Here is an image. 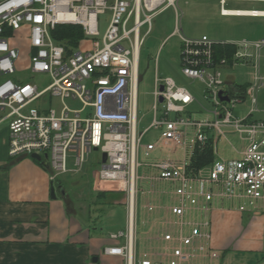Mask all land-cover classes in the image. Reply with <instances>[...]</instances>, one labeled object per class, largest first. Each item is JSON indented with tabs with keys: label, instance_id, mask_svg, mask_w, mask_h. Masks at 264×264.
Masks as SVG:
<instances>
[{
	"label": "built area",
	"instance_id": "1",
	"mask_svg": "<svg viewBox=\"0 0 264 264\" xmlns=\"http://www.w3.org/2000/svg\"><path fill=\"white\" fill-rule=\"evenodd\" d=\"M178 1L0 0V123L8 127L9 155L19 158L48 153L54 182L61 175L82 172L91 161L94 148L102 156L106 153L107 160L103 162L101 158L100 166L93 172V182L99 190L104 183L118 184L125 193L127 221L125 230L111 234L113 239L124 238L125 243L107 246L104 253L122 256L125 264H134L136 192L141 166L138 152L144 135L137 131L139 61L146 37L153 30V19L163 10L173 7L176 13V30L171 35L178 34L182 40L183 74L206 85L214 110L207 111L209 114L199 120L191 116L169 120L171 112H185L198 100L173 78L157 77L152 126H194L200 145L207 141L209 130L227 138V129H232L247 141L239 151L241 157L215 163L204 180L247 186L253 198H258L259 188H264V119L252 118L257 110L258 90L264 85V76L260 74L264 38L227 42L208 35L188 37L180 26ZM228 1L221 0L223 15H232L230 9L224 8ZM256 13L258 9H253L250 16H262ZM59 25L83 29L85 37L71 52L54 37L53 31ZM218 44L237 47L232 66L249 59L255 66V80L244 95L251 98L252 108L243 118L236 117L232 109L244 96L231 91L228 101L220 97L221 90L231 87L221 70L230 65L228 59L216 60ZM26 65L32 73H49L51 83L40 89L17 75ZM47 96L63 100L60 115L45 104ZM67 98L82 106L70 108L64 101ZM35 102L37 106H32ZM159 102L164 104L161 118ZM154 165L169 180L185 183L196 177L184 162L165 160ZM182 211L183 208L177 210L179 214ZM188 259V254H180V263Z\"/></svg>",
	"mask_w": 264,
	"mask_h": 264
},
{
	"label": "crops",
	"instance_id": "2",
	"mask_svg": "<svg viewBox=\"0 0 264 264\" xmlns=\"http://www.w3.org/2000/svg\"><path fill=\"white\" fill-rule=\"evenodd\" d=\"M171 78L180 80L178 74ZM226 81L232 93L244 96L248 87ZM176 114L168 119H176ZM152 123L144 133L157 128L161 134L145 144L143 161L138 152L136 228L140 193L146 228L141 235L136 233L134 264H264V188L253 198L247 186L204 180L209 169L221 162L216 156L221 136L214 130L207 132L214 164L197 170L192 175L196 177L185 183L164 178L155 163L166 160L189 166L202 145L194 126L155 127ZM240 140V148L232 145L238 154L233 159L240 158L239 151L247 145ZM51 185V171L39 161L31 156L10 157L8 127L0 123V264H125L122 256L104 253L105 247L122 245L125 239H113L111 234L104 238L91 223V203L120 204L126 210L125 193L118 184L104 183L100 190L94 185L97 198L76 201L69 194L52 198ZM60 185L64 186L63 181ZM82 203H87V210ZM178 208H183L182 214ZM181 253L189 259L180 263Z\"/></svg>",
	"mask_w": 264,
	"mask_h": 264
},
{
	"label": "rangeland",
	"instance_id": "3",
	"mask_svg": "<svg viewBox=\"0 0 264 264\" xmlns=\"http://www.w3.org/2000/svg\"><path fill=\"white\" fill-rule=\"evenodd\" d=\"M178 6L180 26L183 34L188 37L208 35L218 41L255 40L264 38V17L223 15L221 0H179ZM224 8L264 10V2L230 0L224 5ZM102 17L103 19L106 18V16ZM176 24V13L173 7H169L158 13L153 19V30L146 37L145 44L142 47L139 61L138 133H144V130L154 120V91L157 77L164 79L178 74L180 80L177 79L178 82L176 81V83L185 86L198 98V101L187 107L185 112L178 113L179 117L187 118L191 116L194 118V116H206L209 114L207 111L214 110V104L209 98L206 85L199 80L188 78L182 72V40L178 34L171 35L176 30ZM105 28L106 23H103L101 26L102 33H104ZM221 70L226 80L232 81L240 86L249 87L255 80L256 69L251 59L239 62L233 66H223ZM260 74L264 76V48L261 51ZM17 75L38 85L40 89L45 88L52 81L49 73H32L27 65L23 66ZM233 95H236L235 92ZM241 98L242 101L237 103L232 109L234 115L238 118L247 116L252 108L250 97L246 96ZM257 99V110L252 118L264 119V85L259 88ZM64 101L72 109L82 106L79 101H74L70 98ZM45 104L55 109L57 115H60L64 107V102L59 97L47 96L45 97ZM32 106H37V102L33 103ZM163 110L164 104L159 102V118H161ZM176 115V113L171 112L169 117L173 119ZM157 131V128H153L147 133H144L139 150L142 161L145 159L144 154L147 153L145 144L149 142L151 138L156 137L157 139V137H160L161 133L160 131L157 133ZM235 134L227 131V138L221 136L217 146L216 156L218 160L228 161L238 156L233 146L240 148L241 140L238 134ZM90 157L91 161L87 163L86 169H84L83 172L74 175H61L58 177L59 180L63 181L66 187V189L64 188L65 194H69L74 201L79 197L89 198L90 200L92 197L97 198L92 176L93 171L100 166L102 153L94 150ZM57 195L58 198L64 197V194L60 191L57 192ZM143 196V193H140V215L139 227L137 230L140 235L146 228V225L143 224L145 220L142 217ZM82 205L86 209L87 203H82ZM91 217V223L94 227L99 228L97 231L104 238L109 237L113 231L119 233L126 228L127 213L125 207L120 204L91 203Z\"/></svg>",
	"mask_w": 264,
	"mask_h": 264
},
{
	"label": "trees",
	"instance_id": "4",
	"mask_svg": "<svg viewBox=\"0 0 264 264\" xmlns=\"http://www.w3.org/2000/svg\"><path fill=\"white\" fill-rule=\"evenodd\" d=\"M256 17H264V16H256ZM53 32H54V37L58 41L62 42L66 46L69 52L73 51V49H75L78 46L79 42L85 37L82 27L77 25H59L55 28ZM236 51H237V47L234 45L218 44L215 46L216 60L220 59L221 57H226L230 65H232L233 54ZM212 146H213L212 139L207 138L205 144H203L201 147L196 148V150L193 153L191 163L188 166L189 171H192V175L194 174V172H197V170L214 164L215 155ZM54 183L60 185L62 181L57 178L55 179Z\"/></svg>",
	"mask_w": 264,
	"mask_h": 264
},
{
	"label": "water",
	"instance_id": "5",
	"mask_svg": "<svg viewBox=\"0 0 264 264\" xmlns=\"http://www.w3.org/2000/svg\"><path fill=\"white\" fill-rule=\"evenodd\" d=\"M163 86L161 87V90H163ZM225 92V95H224ZM231 93L230 89L227 90H221L220 91V97L222 100H226L228 101L229 95ZM161 102H163V98L161 97L160 99ZM95 151L98 150V148H94ZM32 158L36 159L37 161H39L44 167L49 168V164H48V153H44V154H39V153H33L31 155ZM102 160L103 162H105L107 160V154L103 153L102 156ZM98 180V178H96V181ZM60 191L63 194H65V190H64V186L63 185H57L56 183L52 182L51 185V197L52 198H58L57 192Z\"/></svg>",
	"mask_w": 264,
	"mask_h": 264
},
{
	"label": "bare ground",
	"instance_id": "6",
	"mask_svg": "<svg viewBox=\"0 0 264 264\" xmlns=\"http://www.w3.org/2000/svg\"><path fill=\"white\" fill-rule=\"evenodd\" d=\"M229 12L232 14L251 15L253 12V9L252 10L230 9ZM256 15L264 16V10H258V13H256Z\"/></svg>",
	"mask_w": 264,
	"mask_h": 264
}]
</instances>
